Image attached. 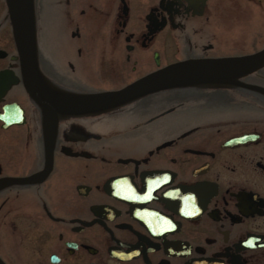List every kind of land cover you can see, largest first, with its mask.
Wrapping results in <instances>:
<instances>
[{"label":"flooded vegetation","instance_id":"flooded-vegetation-1","mask_svg":"<svg viewBox=\"0 0 264 264\" xmlns=\"http://www.w3.org/2000/svg\"><path fill=\"white\" fill-rule=\"evenodd\" d=\"M32 10L34 74L61 93L118 91L174 63L264 48V0ZM26 71L0 0V264H264V66L234 85L48 122Z\"/></svg>","mask_w":264,"mask_h":264},{"label":"water","instance_id":"water-1","mask_svg":"<svg viewBox=\"0 0 264 264\" xmlns=\"http://www.w3.org/2000/svg\"><path fill=\"white\" fill-rule=\"evenodd\" d=\"M7 1L19 51L25 60V66L29 68L24 76L25 89L40 106L45 122L54 114L57 117L98 114L161 90L204 84L234 85L237 84L238 78L264 66L263 48L256 53L239 57L174 63L118 91L92 94L61 93L49 87L44 79L38 80L33 71V66H36V49L32 0ZM21 4L24 5L23 11L19 9ZM53 139L54 130L52 142Z\"/></svg>","mask_w":264,"mask_h":264}]
</instances>
